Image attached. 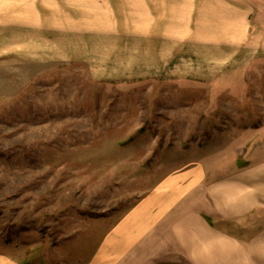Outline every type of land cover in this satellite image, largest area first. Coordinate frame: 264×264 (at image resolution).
Returning <instances> with one entry per match:
<instances>
[{
  "label": "rangeland",
  "instance_id": "obj_1",
  "mask_svg": "<svg viewBox=\"0 0 264 264\" xmlns=\"http://www.w3.org/2000/svg\"><path fill=\"white\" fill-rule=\"evenodd\" d=\"M127 1L124 26L161 11V0ZM26 39L0 52V252L27 264H80L161 177L264 121L254 65L232 95L216 85L232 70L209 68L205 52L150 51L141 37Z\"/></svg>",
  "mask_w": 264,
  "mask_h": 264
},
{
  "label": "crops",
  "instance_id": "obj_2",
  "mask_svg": "<svg viewBox=\"0 0 264 264\" xmlns=\"http://www.w3.org/2000/svg\"><path fill=\"white\" fill-rule=\"evenodd\" d=\"M161 2L153 23L124 26L120 6L127 0H0V52L54 34L118 42L141 37L150 51L205 52L209 68H230L216 83L222 92L242 96L251 65L255 85L262 86L264 0ZM141 12L152 14L149 5ZM236 139L161 177L80 264H264V121ZM0 264L27 263L0 252Z\"/></svg>",
  "mask_w": 264,
  "mask_h": 264
}]
</instances>
